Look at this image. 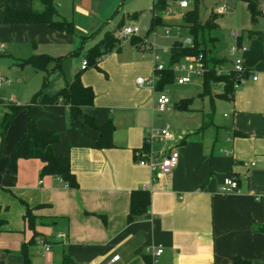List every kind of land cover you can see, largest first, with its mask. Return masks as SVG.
Instances as JSON below:
<instances>
[{
	"label": "crops",
	"instance_id": "crops-1",
	"mask_svg": "<svg viewBox=\"0 0 264 264\" xmlns=\"http://www.w3.org/2000/svg\"><path fill=\"white\" fill-rule=\"evenodd\" d=\"M14 1L19 9L32 7L39 11L35 8L39 6L36 0ZM236 1L239 0H227L229 6L212 3L204 6L205 12L201 9L202 20L209 15L214 19L215 26L208 31L217 33L209 35L212 40L208 53L229 68V47L244 46V64L258 78L253 81L248 77L245 83L233 87L228 98L214 97L212 109L219 101L222 119L214 122L212 118V124L200 132H193L192 128L187 132L185 128L186 132L182 131L181 139L174 144L179 152L177 166L165 175H153L135 158L136 151L149 148L145 144V130L162 125L161 112L153 108L155 96L162 90L136 83L137 77L152 75V62H134L117 55L118 50L99 61L100 70L81 69L77 59H84L85 50L102 37L98 38L99 33L82 41L80 37L87 35L55 30L47 24L0 25V50L6 49L4 43L9 42L16 51L26 45L31 46V55L43 54L36 52L32 45L35 41L65 40V49H69L66 54H49L71 57L68 70L63 71L60 62L59 83L49 86L48 77L55 62L48 65L47 71L34 69L45 73L43 81L47 77L43 94L53 95L72 80L75 72L82 70L83 84L91 86L94 92L93 104L85 107L84 112L97 124L111 120L115 125L114 146L98 149V131L84 126L81 120L69 123L66 104L35 102L28 118L22 113L18 125L8 127L10 147L24 135L29 118L40 129L56 132L59 139L52 146L53 154L68 156L77 187H69L57 175L41 177L42 152L38 148H31V157L18 159L14 176L9 174V157H5L0 166V264H231L233 256L264 264V233L255 229L264 224V26H257V20L253 23L251 16L250 20L242 17L236 23L240 15L235 9ZM173 2L177 1H169L167 9ZM240 2L250 15L246 2ZM262 2L259 0L258 8L264 15ZM5 3L0 0V21ZM221 6L226 9L219 12ZM227 11H231L229 17L233 18L234 27L240 28L232 31L224 52L219 37L224 25L219 18L226 17ZM128 15L131 20L138 18L136 11ZM120 21L129 25L121 18L115 28ZM247 29L260 35L248 37ZM88 40L95 41L85 48ZM135 44L138 47L140 43ZM78 48L81 53L76 55ZM21 59L24 58L15 60L16 69L24 67L17 64ZM217 87L221 92L222 84ZM7 102L18 104L14 100ZM190 109L184 112L190 113L191 105ZM208 129L212 133L205 134ZM151 147L157 149L160 145ZM226 177H234L238 189L221 194L219 186ZM137 189L149 192L148 214L127 222L130 194ZM22 201L31 208L32 230L23 220ZM43 244L49 249L45 251ZM157 249H162L159 255H155ZM115 255L119 260H112Z\"/></svg>",
	"mask_w": 264,
	"mask_h": 264
},
{
	"label": "trees",
	"instance_id": "trees-1",
	"mask_svg": "<svg viewBox=\"0 0 264 264\" xmlns=\"http://www.w3.org/2000/svg\"><path fill=\"white\" fill-rule=\"evenodd\" d=\"M4 16L0 21L1 26H9L15 24H47L49 27L63 31L66 30L71 34H74L73 24L71 21L65 19H54L57 14V10L52 0H36V2L42 7L41 10L36 11L34 8L19 9L14 0H5ZM169 1L178 0H154L151 7V18L149 22L148 31H153L158 25H164L161 13L168 7ZM247 5V9L250 12L251 21L254 23L257 20V15L260 14L258 8L259 0H244ZM33 2V1H32ZM31 2V3H32ZM202 0H190V8H187L182 14V22L187 29L188 36L192 37L193 43L190 46L183 45L181 40H174L169 47L168 65L165 69L159 71V79L156 83V89L162 90L163 87L172 82L175 75L172 70V66L179 61L183 60L186 56L197 55L202 53L205 57V61L211 64V67L204 73L201 79L202 92L198 95L200 97H209L211 108H213V100L215 98H228L233 93V83L236 75L233 72L229 74H217L215 66L223 64V60L214 58L208 53L209 43L212 39L209 37L208 32H203L209 29L213 24V17L209 15L205 20L201 19L200 6ZM248 37L259 36L260 34L254 32L252 29L245 30ZM97 34V31L89 36H81L82 41L90 39ZM133 43H142V39L136 35L130 37ZM210 44V43H209ZM121 39L117 37L113 31H105L102 37L91 47L87 48L83 53L86 60V68L98 67L99 61L107 54L120 50ZM74 53V52H73ZM81 53V48L75 51L78 55ZM64 59V56L53 57L49 54H33L27 58L21 59L17 64L22 67L29 65L35 70L47 71V67L51 62H55V67H59L60 62ZM81 72L79 70L75 72L72 80L62 87L59 91L53 95L43 94L42 90L36 92L32 97V103H57L62 102L68 106L69 123H73L75 120H81L84 126L93 128L98 131L99 135L95 141V148L103 149L113 147L112 135L115 130V125L111 120H107L104 124H97L95 119L88 116L84 112V108L93 104L94 92L91 86L84 85L81 80ZM222 84L221 92H216L215 88ZM47 85V77L43 81V87ZM40 99L38 100V98ZM192 98L181 99L176 105L178 109L188 111L192 104ZM1 107L6 108L5 112L0 117V156L1 145L6 135L7 129L11 124L14 117L22 109L20 104L12 102H3L0 100ZM205 114L202 119L198 132L204 130L206 127L212 124L210 116L206 119ZM58 134L54 131L40 129L35 121L31 118L28 119L27 128L24 135L17 142L13 148L9 157V174L14 176L17 171V161L20 158L31 157V148L35 147L41 150L42 154L39 156L43 165L40 169V176L44 175H57L66 185L76 188L77 182L74 174L69 167L68 156H56L53 154L52 146L58 142ZM25 205V212L23 214V220L26 223L27 228L32 230L33 220L31 215V208L22 201ZM150 205V196L147 190L137 189L133 190L130 194L129 207L126 216L127 222H131L137 218L143 217L148 214V208ZM1 223V221H0ZM255 229L264 233V224L256 225ZM32 241V240H31ZM24 248V247H23ZM24 260L27 261V255L24 252ZM231 264H256L248 259L233 256Z\"/></svg>",
	"mask_w": 264,
	"mask_h": 264
},
{
	"label": "rangeland",
	"instance_id": "rangeland-1",
	"mask_svg": "<svg viewBox=\"0 0 264 264\" xmlns=\"http://www.w3.org/2000/svg\"><path fill=\"white\" fill-rule=\"evenodd\" d=\"M180 1L181 0L171 3L172 6H170L166 12H162L163 23L165 26L171 28L169 34H165L163 24L158 25L153 31L147 32L150 19L149 8L151 6L152 0H52L59 12V16L57 15L55 17H60L67 21H71L74 32L77 35L88 36L97 31V34L99 33V38L102 36L103 32L114 29V34L119 37V31L123 26H125V24L120 21L118 22L116 28L115 24L121 18L125 23L128 22L129 25L138 26L139 33L137 36L146 40L145 47H142L140 44H138L137 47V44L130 41V37L120 38L121 46L120 51L117 52V55L121 57L132 58L134 62H141L144 64L146 61L149 63L152 62L154 64L153 55H157L159 58L158 62L162 63L164 66L168 65L169 47L171 43L174 40H182V38L186 36L184 35L186 34V30L182 22L181 14L187 8H190L191 4L188 3L186 8H181L178 4ZM216 2L222 5L228 4L227 0H204V4L202 3L200 8L201 18L204 16L203 12H205L204 6L209 7L212 3ZM229 5L230 4H228V6ZM260 7L264 9V0ZM35 8L38 10L42 9L40 5ZM235 9L240 14L236 20V23H238L242 17L247 19L249 18L250 20V15L248 14L243 2H240V0L236 1ZM133 11L138 13V18L131 20L128 14ZM226 14V17H221V19L219 18L220 22L224 25V30L220 32L221 35L219 36L221 39L220 47L224 50V52L228 42L230 41V35L232 31L236 30V28H240L234 27L235 25L232 23L234 22L233 18L229 17L231 15V11H227ZM257 18L256 25L259 27L264 26V15L258 14ZM178 31H180V33ZM203 32L205 34L208 32V35L217 34L214 31H208V29L204 30ZM72 37L75 42H78L77 38H75V35ZM95 40L97 39L95 38ZM95 40L86 41L84 43L85 48H87L90 43H93ZM35 43L36 44L32 45L36 47V52H45L51 55H59L66 54L69 50L65 49L67 46L65 40H52L49 42L35 41ZM142 43H145L144 40ZM8 44L9 42L4 43L6 49L0 50V76L4 79V82H2L0 87V98H2L4 102L14 100L22 106L20 112L12 120L9 126L10 129L13 123L18 125V122L21 120L22 113L26 114V116L28 115L29 109L32 105L33 95L40 90L43 92L47 85L43 87V77L45 73L41 71H35L29 65H24L22 69L15 68L14 63L17 58L29 57L32 54L31 46L28 47L24 45L21 46L20 50L16 51V47ZM79 45L80 42L77 43V46ZM206 46H210V44L206 43ZM213 54H215V52H213ZM77 60L79 65L82 61V57H78ZM71 61V57H66L61 61L63 71L69 69ZM59 69L60 67L55 68L53 65L51 66V73L48 77L50 82L49 86L59 83ZM174 75L177 76V72H175ZM190 79L191 80L188 83L178 84L174 77L173 81L166 84L162 89V92H164L171 101L169 104V110L161 113V124L168 122L171 130L176 136L181 134L182 131H185V128L187 132L190 128H192L193 132L197 130V128L193 127L196 125H201L203 116L205 114H209L205 116L206 119H209L208 116H210L211 120L212 118L214 119V122H216L218 119H222L223 108H221L219 101H216V108L212 109L208 96H205L204 98L198 96L202 92L201 78L192 75ZM35 87L37 90L34 92ZM215 89L217 92L220 90L219 87ZM186 98L193 99L191 104L193 111H191L192 113L184 112L183 110L178 109L176 106L181 99ZM5 110L6 108L4 106L0 108V117L5 112ZM26 118H28V116ZM9 129L6 138L1 145L2 156L0 157V166L2 165L4 161L3 159H5V157H10L12 149L15 145L13 144L10 147L7 144ZM207 133H212V130L208 129L205 134ZM185 134L187 136V133ZM8 161L9 159H7L6 162L7 169Z\"/></svg>",
	"mask_w": 264,
	"mask_h": 264
},
{
	"label": "built area",
	"instance_id": "built-area-1",
	"mask_svg": "<svg viewBox=\"0 0 264 264\" xmlns=\"http://www.w3.org/2000/svg\"><path fill=\"white\" fill-rule=\"evenodd\" d=\"M187 0H181L178 4L180 7L188 6ZM226 9L225 6L219 7L218 11L222 12ZM264 13V10L262 11ZM165 34H169L170 28L164 27ZM139 28L138 26L125 25L119 31L118 36L120 38L131 37L133 35H138ZM182 44L190 46L193 43L191 36H184L182 38ZM142 47H145V43L140 44ZM246 50V47L233 44L229 47V56L231 58V67H225L224 64H218L215 66V71L217 74H229L233 72L236 75L234 79L233 87H237L242 83H245L247 78L250 77L253 81L257 80V75L251 73V71L245 66L243 61V52ZM158 56L153 55L154 66L153 73L149 78L137 77L136 83L139 86L148 85L151 88L155 89V85L159 79L157 74L159 71L166 68L162 63L158 62ZM86 60L83 59L81 62V69L86 68ZM211 67L210 63L205 61V57L202 53L197 55L186 56L183 60L172 66V70L177 72L175 80L178 84H185L190 82V77L198 76L202 77L204 73ZM4 79L0 76V86ZM170 98L162 91H158L155 96L154 109L158 112H165L169 110ZM1 107V104H0ZM226 116V115H225ZM180 136L175 135L171 130V127L168 122L163 123L160 126H150L145 130V144L149 146L146 149H140L135 152V158L139 165L145 166L153 175L159 174H168L176 166L179 160V152L177 146L174 144L179 142ZM159 144L160 147L154 149L151 145ZM227 153V151H225ZM238 189V182L234 177H226L221 185L219 186V192L221 194H228L235 192ZM41 243V242H40ZM42 244V243H41ZM44 245V244H43ZM49 247L44 245V250H48ZM162 252V249H157L155 255H159ZM113 261L119 260V256L115 255L112 259Z\"/></svg>",
	"mask_w": 264,
	"mask_h": 264
}]
</instances>
